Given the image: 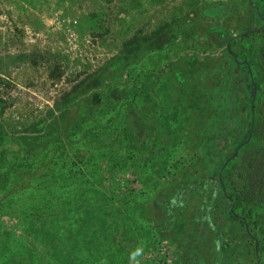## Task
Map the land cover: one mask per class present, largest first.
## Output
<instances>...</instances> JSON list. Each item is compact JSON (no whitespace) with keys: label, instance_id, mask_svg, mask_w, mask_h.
I'll return each mask as SVG.
<instances>
[{"label":"rangeland","instance_id":"374dc122","mask_svg":"<svg viewBox=\"0 0 264 264\" xmlns=\"http://www.w3.org/2000/svg\"><path fill=\"white\" fill-rule=\"evenodd\" d=\"M237 1L247 0H0V123L9 132L3 149L8 163L19 164L9 191L0 193V264H129L141 244V264L219 259L211 233L201 239L191 229L200 199L169 234L156 207L186 175H204L192 164L197 115L226 47L220 20L208 12ZM240 17L220 22L230 36L249 27ZM117 79L139 80L134 86L148 97L137 96L125 111L128 88ZM55 118L60 126L98 125L101 133L71 135L72 143L43 157L37 146L49 138L30 137ZM86 193L103 195L126 218L121 240L62 259L34 215L58 212ZM243 250L230 264H255Z\"/></svg>","mask_w":264,"mask_h":264},{"label":"trees","instance_id":"16d2710c","mask_svg":"<svg viewBox=\"0 0 264 264\" xmlns=\"http://www.w3.org/2000/svg\"><path fill=\"white\" fill-rule=\"evenodd\" d=\"M255 4L264 6V0H253L249 5ZM216 7L209 9V16L215 17ZM220 9L219 7V17L225 20L224 16L227 10L222 12ZM243 9V5H236L231 14L241 11L239 23L246 20ZM261 14L264 17V10ZM256 19L259 24H262L259 16ZM218 29L219 31L223 30L227 39L229 33L220 25ZM243 31L244 29L241 30V32ZM222 39L224 38L222 37ZM230 48L233 54L227 48L223 49L224 54L230 57V62L226 63L223 59L224 56L220 59L217 68L213 71L219 74L218 79L215 82L211 79V82H214V87L199 104V108H202V111L197 115L200 123L197 135L199 151L192 164L194 168L203 169L204 175L201 174L198 177L186 175L184 183L201 180L205 185L199 195L197 191L196 198L200 199V209L203 205L207 208L206 214L211 217V222H213L208 234L211 233L215 247L223 248L218 252L219 259H216L215 263L217 264L219 260L226 261L225 258L235 256L232 242L236 241H232V239L237 238L235 233L237 226L236 224L232 225V222L239 221L243 227L247 225V229L244 228L247 237L257 238L260 264H264V28L259 32H248L234 38L230 43ZM240 63L243 65L239 67ZM244 70H246V74L244 73L245 75L242 77L241 72ZM199 80L200 90H205V87L202 86L204 79L199 78ZM112 81L128 88L127 98L123 102L126 105L125 111L137 96L145 94V90L141 87L139 89L138 84L134 86L135 81L139 80L125 82L117 79ZM254 87L257 88V92L253 114L251 101ZM144 97H148L147 93ZM243 107H246L245 113L242 112ZM66 111L68 110L62 111L63 117ZM121 114L120 110L115 113L114 117H109V121ZM88 117L89 115L86 116V118ZM58 120L55 118L52 122L46 121L39 130L40 134L30 137L39 142L49 138L48 141L43 142V146L42 143H40L41 146H37L40 148L39 153L45 152L43 157H47L53 151L59 152L65 142L72 143L71 135L80 134V137H88L101 133L98 125L91 128L82 124L60 126L57 123ZM252 125L251 139L245 143ZM55 127L58 128L57 131H54ZM59 127H63V130L60 131ZM8 135V130L0 123V193L8 192L12 179L18 175L11 168L19 167V164L8 163L3 149ZM241 143L244 144L239 149L238 156L228 161ZM28 151L34 153L31 149ZM36 156L38 157V154ZM53 156L55 157L56 154ZM226 161L228 163L222 169ZM24 164L26 163L21 165ZM220 173L221 176H219ZM214 174L219 180L218 191L204 183L207 178L210 179L208 182H212L211 177ZM230 200H232L234 212L231 211ZM190 204H192V200L188 205H184V211L191 206ZM200 209L198 216L202 213ZM39 216L38 218V214L34 215L35 226H40L46 236L51 238L56 246L57 255L62 259L71 255L79 247L88 251H96L109 243L118 245L123 227L127 222L112 203L106 201L103 195L96 193H86L74 205H67L60 211L47 214L44 217ZM113 219L120 223L116 228L112 226ZM227 225L229 229L231 227V232L226 230ZM242 246L246 248V242L243 241ZM246 251L249 256V250ZM226 253L228 256H225ZM223 256H225L224 259ZM4 264L12 263L8 260Z\"/></svg>","mask_w":264,"mask_h":264},{"label":"flooded vegetation","instance_id":"af4514ba","mask_svg":"<svg viewBox=\"0 0 264 264\" xmlns=\"http://www.w3.org/2000/svg\"><path fill=\"white\" fill-rule=\"evenodd\" d=\"M238 2L239 1H237L235 3H229V4H226V5H217V7L215 8V21L218 22L220 20L219 23H216L217 24L216 31L220 32L221 37H223L226 40V47L225 48H227V49H228V44L230 45L231 41L234 38L239 37V36H243V35H241L242 33L246 34L248 32L249 33L259 32V31H261L264 28V17L261 14V12H263V10H264V6H260L259 4H255V5L251 6V5H249L250 4L249 0H247L245 2V5H243L244 6L243 11L246 14L245 15L246 16V20H242V22L244 21L246 24H248L249 27L247 29H245L243 32H240L237 35L230 36V34H228V38L226 39L227 36L224 35L223 30L219 31V29H218L219 25L224 28L223 24L220 23V22L223 21V18L219 17L220 13H218V10H219V7L221 8L220 10L222 12H226V10H227V12L225 13V16H224V18L226 20L228 17L231 16L235 6L239 5ZM259 13H260V15H259ZM258 16H259V18H260L259 20L262 22V24H259L258 20L256 19ZM228 51L231 54H233L231 52V50L228 49ZM223 56H224L223 59L225 60L226 63L230 62V60H231L230 57H228L226 54H224ZM242 65H243V63H240L238 66L240 67ZM245 71L246 70L241 72L242 73V77H244V75L246 74ZM236 72H239V71L236 70ZM250 74H251V72H250ZM255 90L257 92V88L256 87H254L253 94L255 93ZM252 99H253V96H252ZM251 105H252V101H251ZM245 111H246V107H243L242 108V112L245 113ZM222 169H223V167H222ZM211 178L213 179V180H211L212 182H208V180H210V179L207 178L204 183L208 184L210 187H213L216 191H218L219 190V180L216 179V174H214ZM194 183H196L197 185H193ZM202 183L203 182L201 180H198V181H189V182H186V184L185 183L184 184H179V185H177L174 188V192L172 194L166 195L165 197H163V200L158 202L156 208L160 212L159 213V217H160V219H159V227H160V229H161V231L163 233H168L169 234L172 231L171 230L172 225L176 224L177 219L180 218L181 213L185 210V206H184L185 204L188 205L191 202V200H192V203H194V202L199 200L198 198H196V196H197V191H198V195H199L200 194L199 192H201L202 188L205 186ZM200 211L202 213H201L200 216L197 215L198 217L193 219V223H195V225H193V227H191V229L195 230V236H197V238L200 237L202 239V238H204L205 235H208V233H209V231L211 229V226L213 225L212 224L213 222H211V217L208 214H206L208 211H207V208L204 205L201 207ZM202 223H204V225H207L208 228L206 226V229H204ZM197 224H199V226H196ZM235 224L237 226L236 229H235V233L237 234V238L236 239H232V241H236V242H232L233 243V249L235 251V255L239 257L238 247H241V249H243L242 245H243V241H244V242H246V245H247L245 249L249 250V252H250L249 255L250 254H254V256H253V258L255 259L254 263L255 264H260V257H259V254H258V240H257V238H253L252 239L250 237H247L246 231L244 229L245 227L247 229V225L245 227H243L242 223H240L239 221L235 222V223L232 222V225H235ZM238 243H240L241 245H236ZM188 247H192V246L189 245ZM222 250H223V248L221 246H217L216 250H214V252L216 251V253H218V252H220ZM246 250H243L244 251V256L250 257V256L247 255V251ZM180 254H182V253L180 252ZM230 257L231 258H225L226 261L225 260H223V261L219 260V262L217 264H220L222 262H223V264L224 263L225 264H230L234 256H230ZM239 259H240V261H243L242 258H239ZM200 261H202V260H200ZM204 262L205 261H203L202 264H205ZM213 264H216V263H213ZM241 264H243V263H241Z\"/></svg>","mask_w":264,"mask_h":264},{"label":"water","instance_id":"95a60500","mask_svg":"<svg viewBox=\"0 0 264 264\" xmlns=\"http://www.w3.org/2000/svg\"><path fill=\"white\" fill-rule=\"evenodd\" d=\"M249 2H250V4H251V3H252V0H249ZM259 14H260V13H259ZM244 34H245V33H242L241 35H244ZM228 49L231 50L229 44H228ZM235 59H236V56H235ZM255 95H256V90H255V93L253 94L252 105H251V106H252L251 108H252V112H253V114H254V99H255ZM253 122H254V119L252 120V124H253ZM252 131H253V125H252V128H251V130H250L249 136H248L247 140L245 141V143L251 139ZM243 144H244V143H241L240 145L237 146V148L235 149L233 155L228 159V161L231 160V159H234V158H236V157L238 156L239 149L241 148V146H242ZM228 161L225 162L223 168L226 166V164L228 163ZM220 176H221V173H220ZM230 202H231V210H232V212H234V207H233L232 200H230Z\"/></svg>","mask_w":264,"mask_h":264},{"label":"clouds","instance_id":"9594fccd","mask_svg":"<svg viewBox=\"0 0 264 264\" xmlns=\"http://www.w3.org/2000/svg\"><path fill=\"white\" fill-rule=\"evenodd\" d=\"M144 255V246L143 244L138 245L132 252L129 254V264H141V258Z\"/></svg>","mask_w":264,"mask_h":264}]
</instances>
